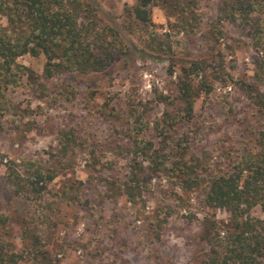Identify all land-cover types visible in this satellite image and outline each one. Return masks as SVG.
I'll use <instances>...</instances> for the list:
<instances>
[{
	"label": "rangeland",
	"instance_id": "1",
	"mask_svg": "<svg viewBox=\"0 0 264 264\" xmlns=\"http://www.w3.org/2000/svg\"><path fill=\"white\" fill-rule=\"evenodd\" d=\"M86 1L113 44L107 69L43 80L44 57L25 55L16 64L33 79L18 73L2 88L0 246L21 256L16 264H33L35 255L49 264H205L203 216L225 223L229 214L203 205L204 182L184 190L145 163L140 197L129 201L127 150L159 146L157 96H174L180 66L205 58L207 73L190 79L199 88L205 77L212 89L198 91L192 120L176 138L188 135L194 155L210 156V172L230 165L244 145L257 144L251 130H264V116L251 121L254 108L238 90L241 80L251 81L259 56L247 31L219 20L222 0H199L191 11L155 0L146 25L131 16L134 0ZM0 29H8L2 16ZM154 38L169 44L170 54L148 48ZM36 169L53 176L39 197L14 181ZM251 215L263 217L259 208Z\"/></svg>",
	"mask_w": 264,
	"mask_h": 264
},
{
	"label": "trees",
	"instance_id": "2",
	"mask_svg": "<svg viewBox=\"0 0 264 264\" xmlns=\"http://www.w3.org/2000/svg\"><path fill=\"white\" fill-rule=\"evenodd\" d=\"M154 1L134 0L131 16L137 24L149 23ZM198 1L175 0L182 11L195 9ZM96 13V7L86 0H0V16L6 19L8 26V29H0V94L2 88L14 83L18 73L33 79L30 70L16 64L17 58L25 55L44 57L43 80L69 73L96 74L107 69L113 57V44L106 40L104 31L100 32ZM263 14L264 0H222L218 6L219 20L247 31L254 52L259 56L254 60L251 81L241 80L238 85L242 97L254 108L250 119L254 122L264 116ZM109 33L115 34L112 30ZM148 48L159 54L171 52V46H165L157 38L151 40ZM174 65L171 62L168 67L171 76ZM208 68L205 58L185 62L176 76L174 96H157L163 106L162 116L155 126L159 146L155 147L152 142L141 147L130 145L127 150L130 170L123 193L129 201L140 197L143 163L151 171L164 173L184 190L197 188L204 182L203 205L229 214L225 223L208 214L203 216L199 238L209 246L204 255L205 264H264V130H251V134H257V144L251 149L244 145L240 154L229 158L230 165L214 172L208 170L210 156L194 155L188 135L176 138V133L192 120L198 91L208 94L212 89L205 77L199 88L190 79L192 75L206 74ZM62 148L65 152L63 142ZM52 179V175L43 176L39 169L26 180L18 174L14 177L16 185L26 187L38 197L47 190ZM255 208H259L262 218L251 215ZM20 257L5 252L0 246V264H16ZM33 264L49 262L45 256L35 255Z\"/></svg>",
	"mask_w": 264,
	"mask_h": 264
}]
</instances>
